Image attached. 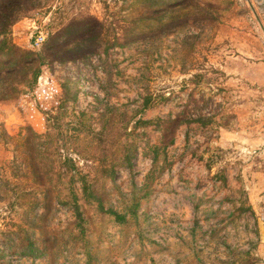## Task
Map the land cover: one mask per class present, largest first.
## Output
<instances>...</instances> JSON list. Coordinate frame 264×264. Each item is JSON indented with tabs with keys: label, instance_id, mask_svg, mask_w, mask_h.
Returning <instances> with one entry per match:
<instances>
[{
	"label": "rangeland",
	"instance_id": "rangeland-1",
	"mask_svg": "<svg viewBox=\"0 0 264 264\" xmlns=\"http://www.w3.org/2000/svg\"><path fill=\"white\" fill-rule=\"evenodd\" d=\"M1 44L0 264H264V0H0Z\"/></svg>",
	"mask_w": 264,
	"mask_h": 264
},
{
	"label": "trees",
	"instance_id": "trees-1",
	"mask_svg": "<svg viewBox=\"0 0 264 264\" xmlns=\"http://www.w3.org/2000/svg\"><path fill=\"white\" fill-rule=\"evenodd\" d=\"M46 42V39H45V41L42 43V45L40 46V47H42L43 46V44ZM4 43V42H3ZM4 46H5V44H1L0 45V54L2 55V54H5L4 52H3V49H4ZM39 47V48H40ZM38 48V49H39ZM38 64H37V66H35V67H33V68H30V72H31V79H30V81H29V83H30V86L33 84H35L36 83V80H37V78L40 76V74H41V72H42V70H43V65H44V63H43V61L41 60V57H39L38 58ZM8 64H10V65H13L14 64V61H12V62H9ZM28 64H30V62L28 63ZM7 65H6V63L4 64V67H6ZM45 66V65H44ZM5 69H7V67L5 68ZM15 68H12V69H9L8 71H7V73L8 72H11V73H13L12 71L14 70ZM3 72H5V71H3ZM2 71H0V76H4L5 74H6V72L4 73V74H1V73H3ZM33 85L30 87V88H32L33 87ZM38 136V135H37ZM39 137V136H38ZM65 163H66V165L64 166V170L66 171V173L67 174H69V176H71L72 177V179H69V187H68V193H69V195H68V199H71V201L73 202V203H75V205H74V208H75V211L76 212H78L79 213V211H78V205L76 204V200H77V196H76V193L73 191V187L72 186H74L75 185V183H73L74 182V174H73V171H74V169H76V167H75V163L73 162V160L71 159V158H66L65 159ZM81 176V189H82V191L83 192H89L88 190L91 188L90 187V183L88 184V180L86 179V175H80ZM80 176H79V181H80ZM61 201H66V200H61ZM116 217L117 218H123L122 216H118V215H116Z\"/></svg>",
	"mask_w": 264,
	"mask_h": 264
},
{
	"label": "built area",
	"instance_id": "built-area-1",
	"mask_svg": "<svg viewBox=\"0 0 264 264\" xmlns=\"http://www.w3.org/2000/svg\"><path fill=\"white\" fill-rule=\"evenodd\" d=\"M47 33H44L42 30L35 31L30 35L29 43L31 48L38 49L42 43L45 41ZM260 220L264 221V215L260 216Z\"/></svg>",
	"mask_w": 264,
	"mask_h": 264
},
{
	"label": "crops",
	"instance_id": "crops-1",
	"mask_svg": "<svg viewBox=\"0 0 264 264\" xmlns=\"http://www.w3.org/2000/svg\"><path fill=\"white\" fill-rule=\"evenodd\" d=\"M254 194H250L249 197V204L252 205V208L257 207V198L253 196ZM260 238H261V243L259 245V251L263 254L264 253V224L260 225ZM264 256V254H263Z\"/></svg>",
	"mask_w": 264,
	"mask_h": 264
}]
</instances>
